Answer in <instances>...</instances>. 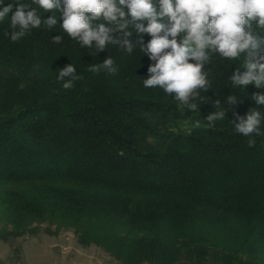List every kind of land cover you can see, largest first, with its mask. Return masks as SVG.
<instances>
[{
    "label": "trees",
    "instance_id": "obj_1",
    "mask_svg": "<svg viewBox=\"0 0 264 264\" xmlns=\"http://www.w3.org/2000/svg\"><path fill=\"white\" fill-rule=\"evenodd\" d=\"M16 2L0 0V10ZM19 2L57 24L13 42L4 35L12 13L0 20V240L46 223L74 228L83 243L104 245L124 264H264V135L235 131L237 117L252 109L264 117L253 97L264 88L231 79L238 68L247 71L244 59L264 55V28L246 27L258 47L235 59L205 50L206 88L190 98L192 111L174 93L144 87L156 61L140 50L134 25L109 32L119 43L103 50L96 41L81 47L61 28L62 12ZM101 23L116 28L103 17L93 27ZM151 39L143 34L145 47ZM108 58L115 74L88 70ZM70 63L82 79L65 90L58 69ZM218 111L224 118L210 124L207 116Z\"/></svg>",
    "mask_w": 264,
    "mask_h": 264
},
{
    "label": "clouds",
    "instance_id": "obj_2",
    "mask_svg": "<svg viewBox=\"0 0 264 264\" xmlns=\"http://www.w3.org/2000/svg\"><path fill=\"white\" fill-rule=\"evenodd\" d=\"M40 8L62 12L63 22L60 25L65 33L76 39L81 47L92 46L97 42V49L103 50L106 43H119L112 39L108 33L111 31H124L134 25L140 34V50L150 53L149 59L155 60L154 65L148 68V78L143 81L146 88L159 87L165 93L175 94L174 98L179 101V107L197 110V104L190 102L199 95L196 89H205L206 80L202 69L204 61L209 59L206 49L215 50L224 58L235 59L245 53L250 47L257 49V39L251 31L252 22L264 28V0H32ZM119 5V6H117ZM15 7V12L13 8ZM11 32L5 30L4 35L10 36L13 42L23 38L32 29L39 28L42 23L48 28L57 24L55 16L42 21L37 9L19 0L15 4L10 3L0 10V20L9 18ZM103 17L105 21L114 22L116 28L106 27L99 24L93 27V22ZM144 21H148L147 27ZM139 22V23H137ZM164 35L161 36L160 33ZM150 34L152 39L145 47L143 34ZM181 33L184 35L181 37ZM123 45L127 53L133 51V45L127 37L132 33L124 32ZM169 37H172L169 39ZM178 37H181L179 42ZM63 37L53 38L54 43H61ZM264 43V37L260 38ZM170 49V51H166ZM260 51L264 52V49ZM249 55L255 57L253 51ZM189 60L196 63H189ZM264 55L259 59H244L241 72L238 68L232 76L235 85L247 86L255 84L257 88H264ZM112 58L105 59L102 64L92 65L88 70L98 73L101 69L109 74H115L118 69L113 67ZM59 80L64 81L62 87L71 89L74 82L82 79L71 63L58 69ZM257 105H264V93L253 94ZM230 104L236 103V98H228ZM219 107V101L216 102ZM224 111L210 113L207 121L211 124L217 119L224 118ZM239 123L235 124V131L244 136L264 135L260 130V124L264 117L256 109L250 110L247 119L237 117ZM199 128L197 121L194 125ZM250 147L255 146V140L249 139Z\"/></svg>",
    "mask_w": 264,
    "mask_h": 264
},
{
    "label": "rangeland",
    "instance_id": "obj_3",
    "mask_svg": "<svg viewBox=\"0 0 264 264\" xmlns=\"http://www.w3.org/2000/svg\"><path fill=\"white\" fill-rule=\"evenodd\" d=\"M81 238L74 228L56 231L45 223L35 233L0 240V264H124L104 245Z\"/></svg>",
    "mask_w": 264,
    "mask_h": 264
}]
</instances>
